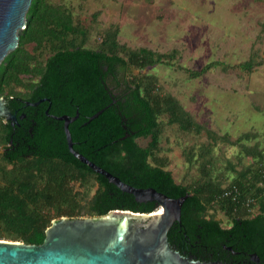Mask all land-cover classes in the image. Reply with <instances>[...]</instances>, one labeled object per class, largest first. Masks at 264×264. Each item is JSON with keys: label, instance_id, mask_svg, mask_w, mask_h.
Here are the masks:
<instances>
[{"label": "trees", "instance_id": "16d2710c", "mask_svg": "<svg viewBox=\"0 0 264 264\" xmlns=\"http://www.w3.org/2000/svg\"><path fill=\"white\" fill-rule=\"evenodd\" d=\"M118 35V27L110 26L99 49L87 48L86 28L67 8L52 0H32L17 48L0 62V97L16 117L15 122L0 118V240L39 246L51 222L61 217H81L82 211L93 218L115 210L158 209L155 202H137L74 158L63 121L56 118L78 114L68 125L74 151L135 188H152L171 199L187 196L180 222L167 234L170 247L201 262L256 255L264 264V189L258 186L264 184V151L258 143L243 144L255 135L242 134L232 141L198 124L176 98L158 91L156 78L141 74L157 65L172 66L175 52L130 49ZM42 52L46 57L40 61L36 55ZM251 63L234 68L249 74ZM218 65L185 71L198 78ZM163 125L203 133L212 144L240 147L254 162L235 172L237 177L225 187L211 180L205 166L203 179L178 183L168 160L158 156ZM143 139L144 146L138 141ZM92 181L96 189L89 197ZM75 184L86 190L76 191ZM217 210L229 220L227 228L215 219Z\"/></svg>", "mask_w": 264, "mask_h": 264}, {"label": "rangeland", "instance_id": "374dc122", "mask_svg": "<svg viewBox=\"0 0 264 264\" xmlns=\"http://www.w3.org/2000/svg\"><path fill=\"white\" fill-rule=\"evenodd\" d=\"M52 2L67 8L74 21L86 28L87 48L99 49L103 32L117 26L119 42L130 49L175 52L172 66L157 65L141 74L156 78L158 91L176 98L198 124L226 134L232 141L242 134H254L255 138L243 144L252 147L258 143L264 151V0ZM36 57L41 61L46 54L38 53ZM248 61L254 65L249 74L234 68ZM213 63L220 65L198 78H190L185 71H198ZM132 73L137 75L138 71ZM162 128L158 156L168 160V170L178 183L186 185L203 179L205 166L211 180L225 187L237 177L235 172L254 162L240 147L220 141L212 144L203 133H182L166 125ZM138 141L143 146L147 143L144 139ZM258 186L264 189V184ZM74 188L78 192L86 190L78 184ZM95 189L92 181L87 188L89 197ZM87 200L81 203L84 208ZM255 208L250 214L256 213ZM84 212L82 218L87 217ZM213 215L223 228L229 226L221 211Z\"/></svg>", "mask_w": 264, "mask_h": 264}, {"label": "water", "instance_id": "95a60500", "mask_svg": "<svg viewBox=\"0 0 264 264\" xmlns=\"http://www.w3.org/2000/svg\"><path fill=\"white\" fill-rule=\"evenodd\" d=\"M31 2L0 0V62L17 48L18 32L25 27ZM77 117L78 114L73 118H56L63 121L67 148L74 158L120 191L134 196L137 202H155L158 209L151 213L115 210L93 218L61 217L51 222L39 246L0 240V264H222L189 259L170 247L167 234L175 222H180L181 206L187 196L171 199L152 188L125 184L73 150L68 125ZM0 118L16 121L2 97ZM257 260L256 255L251 256V261Z\"/></svg>", "mask_w": 264, "mask_h": 264}, {"label": "flooded vegetation", "instance_id": "af4514ba", "mask_svg": "<svg viewBox=\"0 0 264 264\" xmlns=\"http://www.w3.org/2000/svg\"><path fill=\"white\" fill-rule=\"evenodd\" d=\"M187 258L194 259L191 255H188ZM214 262H221L222 264H260L259 259L254 262L251 261V257H249V259H243V260L242 259L237 260L234 257H224V258L218 257Z\"/></svg>", "mask_w": 264, "mask_h": 264}]
</instances>
